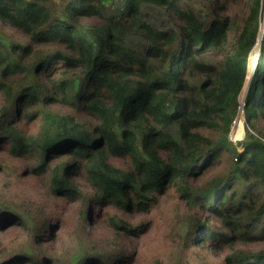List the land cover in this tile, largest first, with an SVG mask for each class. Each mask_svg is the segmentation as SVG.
Masks as SVG:
<instances>
[{
    "label": "trees",
    "instance_id": "trees-1",
    "mask_svg": "<svg viewBox=\"0 0 264 264\" xmlns=\"http://www.w3.org/2000/svg\"><path fill=\"white\" fill-rule=\"evenodd\" d=\"M263 5L0 0V174L39 177L49 196L78 204L67 245L76 248L58 253V217L0 187V232L22 237L0 241V264H79L88 255L86 264H113L122 248L91 254L97 246L83 240L99 209L147 211L171 188L188 229L166 264H264ZM240 112L244 135L234 141ZM220 163L223 172L190 185ZM109 223L116 235L146 226Z\"/></svg>",
    "mask_w": 264,
    "mask_h": 264
},
{
    "label": "rangeland",
    "instance_id": "rangeland-1",
    "mask_svg": "<svg viewBox=\"0 0 264 264\" xmlns=\"http://www.w3.org/2000/svg\"><path fill=\"white\" fill-rule=\"evenodd\" d=\"M147 11L152 14L156 13L155 9H147ZM263 22L264 5L260 14V32L263 31ZM4 32L13 35L14 38L23 39L8 28H4ZM258 42L260 41L258 40ZM254 64L255 56L249 60L250 69L247 78L251 77ZM242 98L243 96H241L240 100L243 103ZM241 112L235 118L230 131V138L234 141L244 135V120ZM1 154L6 160L10 158L7 152H2ZM10 164L17 166L15 162H10ZM18 164L23 167V162L20 159H18ZM224 168L223 163L210 165L202 176L191 180L189 183L193 187H200L206 184L217 173L223 172ZM77 182L79 185L83 184L82 179L78 178ZM45 184L43 179L32 175L22 177L19 180L16 177L0 174V187L4 188L12 199L19 197L27 198L32 204L38 205L48 215L58 217L56 222V226H58L57 234L60 238L59 244L57 241L59 246L58 253L61 251L72 253L76 247L73 244L69 247L67 245L70 237L73 236L72 232L78 222V204L77 202L75 204L65 203L61 198L49 196ZM99 211L101 215H97L95 221L92 223L93 225L87 228V236H83V240L86 242L85 246L88 248L93 247V245L97 246L96 250L91 251V254H93V251H97L98 253L104 252L108 243L116 244L118 249L122 248L113 264H125L122 260L128 258V256L131 258L130 264H166L169 257L173 256L178 248L177 236L184 234L188 229V211L184 203L179 200V193L175 188H171L165 194L159 195L157 197V204L147 211L125 212L114 208H103L99 209ZM60 215L63 218L62 223H60ZM111 216L115 217V219L127 221L132 226H138L142 223L146 224V226L139 232L126 233L120 229L119 235H116V232L109 223V217ZM21 239L22 237H19L17 230L7 233L0 232V241L9 242L7 247L15 246L16 242H20ZM193 250V246L185 250V257L189 256V260H191V251ZM203 252L205 253V251ZM209 254L216 260H221V255ZM88 257L89 255L79 264H86L89 260L87 259ZM102 259H104L103 255ZM196 261L197 264L200 262V260Z\"/></svg>",
    "mask_w": 264,
    "mask_h": 264
},
{
    "label": "water",
    "instance_id": "water-1",
    "mask_svg": "<svg viewBox=\"0 0 264 264\" xmlns=\"http://www.w3.org/2000/svg\"><path fill=\"white\" fill-rule=\"evenodd\" d=\"M263 23H264V22H263ZM263 25H264V24H263ZM263 25H262V26H263ZM259 41H260V40H259ZM258 43H259V42H258ZM245 92H246V89H245L244 93L242 94L243 97H244V95H245ZM242 104H243V103H242ZM242 104H241V106H240L241 108H242Z\"/></svg>",
    "mask_w": 264,
    "mask_h": 264
},
{
    "label": "bare ground",
    "instance_id": "bare-ground-1",
    "mask_svg": "<svg viewBox=\"0 0 264 264\" xmlns=\"http://www.w3.org/2000/svg\"><path fill=\"white\" fill-rule=\"evenodd\" d=\"M254 53V52H253ZM237 134V133H236Z\"/></svg>",
    "mask_w": 264,
    "mask_h": 264
},
{
    "label": "built area",
    "instance_id": "built-area-1",
    "mask_svg": "<svg viewBox=\"0 0 264 264\" xmlns=\"http://www.w3.org/2000/svg\"><path fill=\"white\" fill-rule=\"evenodd\" d=\"M108 1H110V0H108Z\"/></svg>",
    "mask_w": 264,
    "mask_h": 264
}]
</instances>
